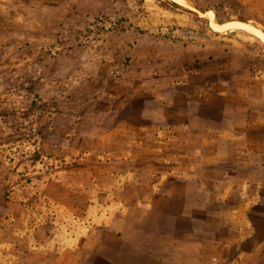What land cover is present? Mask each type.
<instances>
[{
    "label": "rangeland",
    "instance_id": "rangeland-1",
    "mask_svg": "<svg viewBox=\"0 0 264 264\" xmlns=\"http://www.w3.org/2000/svg\"><path fill=\"white\" fill-rule=\"evenodd\" d=\"M183 1L0 0V264H39L28 253L47 245V264H122L124 225L139 237L140 209L156 201L142 196L148 186L164 177L169 190L198 187L176 128L190 107L204 109L187 100L195 88L212 99L217 126L252 116L264 140V41L212 26L264 33V1ZM256 153L252 177L230 161L211 168L222 181L204 187L207 205L225 215L206 221L227 225L212 239H250L264 225V148Z\"/></svg>",
    "mask_w": 264,
    "mask_h": 264
},
{
    "label": "crops",
    "instance_id": "crops-1",
    "mask_svg": "<svg viewBox=\"0 0 264 264\" xmlns=\"http://www.w3.org/2000/svg\"><path fill=\"white\" fill-rule=\"evenodd\" d=\"M199 70L195 69V73L198 74ZM204 89L195 88L187 97L189 103L203 104L202 113H197L195 108L190 107L184 123H176L177 132L185 133L189 138L187 147L197 169V173L191 177H196L194 183L198 184V187L194 189L179 185L178 191L169 190L162 186L164 177L161 180L156 179L157 182L148 186L149 193L142 196L151 200L155 198L156 201H150L149 206L140 209L142 216L133 229L139 237L131 235V228L124 225V239L120 242L121 249L116 253L118 262L122 264H264V233L260 236V232H264V225H256L253 228L256 235L250 239L243 236L235 240L210 237L213 227L220 231L227 230V225L222 219L219 224H215L217 226H212L206 221L213 213L225 215L222 210L213 211L207 205L211 192L204 187L222 179H212L211 168L217 164L225 167L223 162L230 161L228 164L242 167L244 176L249 177V172H252L259 161L260 156L256 152L264 148V140L255 136L258 124L252 121V116L240 118L238 127L217 126L221 116H217L219 112H208L207 106L211 105L212 99L207 97ZM124 128L123 133L130 132L129 125H124ZM213 144L216 147L212 151L210 146ZM123 163H129L127 158ZM223 177L226 178L227 175ZM120 178L127 186L134 181L131 171L124 172ZM90 180L92 183L96 182L97 176L92 175ZM242 182L247 184L250 180L242 179ZM62 183H65V180L54 183V187L64 195L67 189ZM223 196L224 194L221 195ZM198 200H202L203 206H196L200 204ZM171 201H178L179 205H170ZM248 209L236 213L245 215ZM235 227L239 231L247 230L244 224L236 223ZM51 228L45 229V232ZM49 247L50 245H47V248L33 246V251L28 253L31 262L51 263L52 254L46 251ZM232 247H236L234 256H231L229 250ZM63 256L60 255L59 258L62 260Z\"/></svg>",
    "mask_w": 264,
    "mask_h": 264
},
{
    "label": "bare ground",
    "instance_id": "bare-ground-1",
    "mask_svg": "<svg viewBox=\"0 0 264 264\" xmlns=\"http://www.w3.org/2000/svg\"><path fill=\"white\" fill-rule=\"evenodd\" d=\"M177 1L184 2L183 0H177ZM210 17L213 18V15L210 14ZM212 26L217 31L224 30V29H227V28H230V27L243 28V29H246V30H248L250 32L255 33L262 41H264V33L262 31H260L258 29H255L254 27H252V26H250L248 24H245V23H228V24H225V25H220V24H217V23H212Z\"/></svg>",
    "mask_w": 264,
    "mask_h": 264
}]
</instances>
